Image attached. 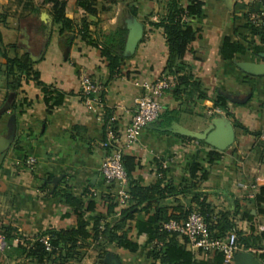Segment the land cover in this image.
<instances>
[{"label": "crops", "instance_id": "1", "mask_svg": "<svg viewBox=\"0 0 264 264\" xmlns=\"http://www.w3.org/2000/svg\"><path fill=\"white\" fill-rule=\"evenodd\" d=\"M62 1L72 28L58 35L51 32L50 3L0 0V229L11 228L0 264H53L36 262L23 248L45 232L76 228L80 222L90 230L94 218L106 211L107 196L116 192L99 172L107 151L102 142L108 131L124 130L133 99L144 93L135 83L161 75L175 85L161 96L157 121L145 126L133 145L121 148L133 159L132 182L158 185L160 206L193 208L197 194L210 208L211 222L224 213L250 239L263 231L264 203L257 205L255 196L264 186V37L247 25L245 13L262 7L264 0H202L201 15L190 22L197 38L175 60L180 66L172 73L166 69V38L159 26L171 0H92V12L78 0ZM186 1L177 4L182 8ZM225 38L237 45L229 58L222 51ZM24 54L37 81L16 68L7 72L6 57ZM81 71L101 85L103 106L97 113L83 104ZM217 95L227 106L215 112ZM228 126L234 141L222 151L195 137ZM211 150L218 155L208 163ZM193 160L208 172L195 186L187 169ZM67 195L76 199L79 211L65 201ZM145 203L133 207L124 227L138 245L135 251L115 243L100 250L79 241V259L71 263L153 264L148 251L155 225ZM128 205L126 198L122 207ZM122 207L117 206L116 216ZM179 239L192 255L191 264H264V240L254 250L238 246L224 263L217 254Z\"/></svg>", "mask_w": 264, "mask_h": 264}, {"label": "trees", "instance_id": "2", "mask_svg": "<svg viewBox=\"0 0 264 264\" xmlns=\"http://www.w3.org/2000/svg\"><path fill=\"white\" fill-rule=\"evenodd\" d=\"M79 4L83 6L88 12H92L90 4L92 0H78ZM178 0H171V7L166 21L160 23V27L163 29V33L166 38V46L168 51V59L166 62V69L171 73L173 67L180 66V63L175 64V60L182 59L184 54L189 48L191 42L197 38V31L192 27L190 22L199 17L202 13V0H187L184 7H179ZM43 3H50V15L52 17V30L54 34L61 35L64 31L72 28V19L65 12V2L62 0H42ZM261 8V7H260ZM260 8L253 9L245 13V20L247 25L254 33L260 34L264 37V27H255L247 21L248 13L256 11ZM185 16L186 20L183 21L182 16ZM1 41V36H0ZM237 45L231 43L228 38L224 39L222 51L224 56L229 58L232 53L235 52ZM7 72H11L16 68L25 77H31L37 81L38 73L33 70L32 62L27 54L21 57H6ZM165 76V75H164ZM25 104H30V101L24 99ZM213 106L225 110L227 106L226 100L217 95L213 101ZM53 107V104L49 106V109ZM237 122L233 120V125L237 126ZM218 151L211 150L208 153V163L212 162L213 158L218 155ZM121 162L127 176V202L129 205L122 207L115 215L118 202L116 195L107 196V207L104 213H101L94 218L90 230L86 229V225L80 222L76 228H66L54 233L45 232L43 235H47L51 249L45 250L44 246L40 243L39 238L27 243V246L23 248V253L26 256L33 258L38 263L43 261H50L53 264H72V261H78L79 252L77 248V242H88L94 248L102 250L111 243H115L118 247L126 249L128 251H135L138 245L128 239L125 232L126 219L132 217L133 207L142 202H146L144 209L150 214V220L155 225L153 238L150 241V249L148 255L151 258L153 264H191L192 255L189 251L185 250L184 246L180 244L179 236L176 234H170L162 229L161 225L169 219H183L192 210H196L204 218L211 236L215 238H222L227 235L228 232L234 230L237 236V246H243L246 249H257V241L264 240V230L261 231L254 238L252 236L242 235V231L235 227L233 221H230L224 213H221L214 222H211V210L208 205L199 199V196L195 194V205L193 208L182 209L181 207L173 206H160L158 200L163 197L161 189L158 185H148L146 187H140L131 180V172L133 170V159L129 156H125L121 151ZM188 177L191 181V186L199 181H203L207 178L208 172L204 169L203 165L193 160L188 164ZM113 187V185H109ZM66 202L75 207V210H80V205L73 197L67 195L64 196ZM255 202L257 205L264 203V186L259 188V192L255 196ZM86 208L88 210L93 209L92 199L88 201ZM247 219H253V216L247 213ZM100 222H102V229L98 228ZM7 230V231H6ZM6 230L0 229V235L4 240H8V231L11 230L7 227ZM120 231V233H117ZM184 242H187L185 236H180ZM250 237V238H249ZM153 241L159 242L153 243ZM217 254L218 259L223 260V256L220 252H212ZM260 256L264 259V252L260 253Z\"/></svg>", "mask_w": 264, "mask_h": 264}, {"label": "built area", "instance_id": "3", "mask_svg": "<svg viewBox=\"0 0 264 264\" xmlns=\"http://www.w3.org/2000/svg\"><path fill=\"white\" fill-rule=\"evenodd\" d=\"M182 19L183 21L186 20L184 15ZM247 21L255 27H264V5L260 9L248 13ZM78 81L84 106L88 111L97 113L103 106L99 97L101 85L84 71L80 72ZM135 84L139 85L144 90V93L133 99V112L122 133L107 132V139L102 142V146L107 151L99 165V172L104 183L116 186L115 195L119 207L124 205L127 198L125 191L127 176L121 162V148L123 145H133L141 130L145 126L157 121L161 111L160 98L165 91L174 87L175 81L161 75L151 81ZM213 111L218 112L219 108L215 107ZM33 162V158L27 160L28 165H32ZM161 227L170 234L185 236L187 243L193 249L203 253L220 252L224 263H228L231 260L238 247L237 236L234 230L228 232L222 238L212 237L203 216L196 210L190 211L183 219H169L162 223ZM98 228L102 229V222H100ZM259 229L264 230V227H259ZM39 241L45 250L51 249L47 235L41 236ZM153 243L159 244L156 241H153ZM4 247L5 241L3 236L0 235V251Z\"/></svg>", "mask_w": 264, "mask_h": 264}, {"label": "water", "instance_id": "4", "mask_svg": "<svg viewBox=\"0 0 264 264\" xmlns=\"http://www.w3.org/2000/svg\"><path fill=\"white\" fill-rule=\"evenodd\" d=\"M136 35L134 31L131 34L130 44L135 41ZM153 124V123H151ZM150 125V124H149ZM195 137L199 139H204L206 143H208L212 148L222 151L230 146L234 141V130L231 126L226 128H220L209 132L208 134H198Z\"/></svg>", "mask_w": 264, "mask_h": 264}]
</instances>
